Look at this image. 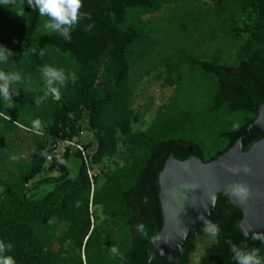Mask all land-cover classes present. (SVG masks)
Instances as JSON below:
<instances>
[{"label":"trees","instance_id":"16d2710c","mask_svg":"<svg viewBox=\"0 0 264 264\" xmlns=\"http://www.w3.org/2000/svg\"><path fill=\"white\" fill-rule=\"evenodd\" d=\"M199 1L0 0V264H147L167 154L215 159L264 103V0ZM153 67L175 92L141 127L131 75ZM19 125L24 162L7 145ZM66 138L91 152L92 182L78 149L56 156ZM241 218L218 199L175 259L150 264H188L211 228L197 264H264V237L235 256Z\"/></svg>","mask_w":264,"mask_h":264},{"label":"water","instance_id":"95a60500","mask_svg":"<svg viewBox=\"0 0 264 264\" xmlns=\"http://www.w3.org/2000/svg\"><path fill=\"white\" fill-rule=\"evenodd\" d=\"M257 116L243 136L209 162L192 155L179 160L167 154L158 172L157 230L147 264L175 259L186 239L214 214L216 201L227 197L242 213L238 230L243 243L264 237V103L255 106ZM261 135L245 151L243 139Z\"/></svg>","mask_w":264,"mask_h":264},{"label":"rangeland","instance_id":"374dc122","mask_svg":"<svg viewBox=\"0 0 264 264\" xmlns=\"http://www.w3.org/2000/svg\"><path fill=\"white\" fill-rule=\"evenodd\" d=\"M199 4L201 5V8L205 9L207 6L212 5V2L210 0H200ZM154 15L157 16L159 13L157 12ZM149 65L150 64H145V67L149 68ZM165 76L166 74L160 73V68L158 67H153L148 74L138 69L131 75L132 85L135 91L134 107L141 113V127H144L149 121H151L155 112L163 105H166L174 95L175 88L164 82L163 79ZM0 110L6 111L5 107L2 105H0ZM8 110L10 109L8 108ZM8 114L11 113L8 112ZM89 136V131H83L80 134L81 142H87ZM7 145H10L15 149L16 155L18 154L19 159L23 162L33 150L31 135L29 132L25 131L24 127L21 125H19L16 132L8 139ZM63 149L62 145L58 147V150L60 151H63ZM56 154L58 158H62V153ZM78 164L79 160L71 154L66 161L70 175L76 173ZM50 174L52 176H58L59 171H54ZM40 177L38 178L40 179ZM42 187L43 186H41V188ZM214 239L215 235L213 228L205 232L202 237H198L195 242L196 250L190 257L188 264H197L204 247L213 243Z\"/></svg>","mask_w":264,"mask_h":264},{"label":"built area","instance_id":"2783aa9c","mask_svg":"<svg viewBox=\"0 0 264 264\" xmlns=\"http://www.w3.org/2000/svg\"><path fill=\"white\" fill-rule=\"evenodd\" d=\"M60 145H62L63 148L69 147L70 152L72 151V149H78L79 152L82 153L83 160L86 164L88 176L92 182V176H94V174H93V172H91V169H90L91 152L88 149H85L84 146L82 145V143L66 138V139L59 140L57 146H55L56 147L55 151H56V153H59V154L63 152V151L58 150V147ZM46 160H47V162H51L52 155L49 154L47 156ZM92 186H93V184H92Z\"/></svg>","mask_w":264,"mask_h":264}]
</instances>
